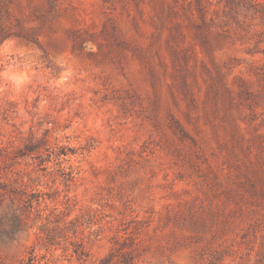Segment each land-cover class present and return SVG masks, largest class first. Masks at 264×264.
<instances>
[{"label": "rangeland", "instance_id": "374dc122", "mask_svg": "<svg viewBox=\"0 0 264 264\" xmlns=\"http://www.w3.org/2000/svg\"><path fill=\"white\" fill-rule=\"evenodd\" d=\"M0 5V264H264V0Z\"/></svg>", "mask_w": 264, "mask_h": 264}, {"label": "trees", "instance_id": "16d2710c", "mask_svg": "<svg viewBox=\"0 0 264 264\" xmlns=\"http://www.w3.org/2000/svg\"><path fill=\"white\" fill-rule=\"evenodd\" d=\"M50 4L53 5L54 2L57 0H48ZM196 3L199 7L200 12L202 13V6H201V0H196ZM2 17V9L0 5V20ZM2 33V40L12 36L16 38H21L29 43H35L38 44L37 38H35V35L33 33H27L24 32V30H17L13 32H6L3 29H1ZM136 250L132 248V245H130L128 248H119L115 251L111 252L108 256L100 259L96 264H138V258L137 254L135 252ZM216 254L214 258L216 257Z\"/></svg>", "mask_w": 264, "mask_h": 264}]
</instances>
